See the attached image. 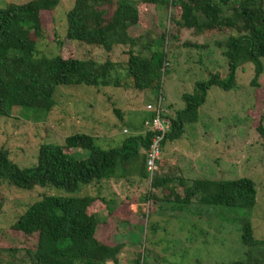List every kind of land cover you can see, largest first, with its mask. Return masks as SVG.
Returning <instances> with one entry per match:
<instances>
[{"label": "trees", "instance_id": "16d2710c", "mask_svg": "<svg viewBox=\"0 0 264 264\" xmlns=\"http://www.w3.org/2000/svg\"><path fill=\"white\" fill-rule=\"evenodd\" d=\"M58 4V0H31L0 8V117L12 118L19 107L49 112L55 106L53 97L58 86H127L122 80L124 76L120 75V65L111 60L98 63L60 53L53 57L38 55L35 39L43 36L41 13L54 12ZM146 5L166 11L177 8L180 15L176 26L197 34H212V37L230 33L223 41L215 42L223 49L226 75L209 74L207 81L195 83L193 94L182 95L184 108L174 117H168L170 131L162 141L163 152L167 142L176 141L184 134L186 124L197 122V111L212 86L224 91L235 87L236 69L252 65L250 86L260 88L258 80L264 71V3L257 0H74L65 17L66 34L63 40L56 41L57 49L60 52L65 43L72 42L85 43L106 54L117 46L127 48L124 75L131 80V88L138 93L154 91L157 100L167 56L144 24ZM134 26H142L145 33L131 36L129 30ZM135 48L140 51L135 53ZM114 112L121 119L120 112ZM150 117L151 114L147 119ZM141 130L142 134L127 136L108 148L96 145L94 137L83 133L65 138L63 145L42 144L36 165L31 169L19 168L9 159L8 151L0 148V184L20 191L37 187L64 193L42 196L16 218L10 229L26 237L36 236V243L33 249H8L9 258L15 260L22 252L20 264H119L123 245H105L95 237L99 222L93 207L102 203L111 214L113 201L80 193L81 187L106 181L147 179L145 153L141 150L149 147L151 134L144 131L143 123ZM256 131L264 137L261 123ZM84 151L85 158L76 157L77 152ZM149 187L151 191L146 200L156 202L157 209L187 211L194 205L199 216L201 211L216 207L248 213L256 204L252 180H193L188 184L175 157L161 158ZM152 191H159L160 196ZM149 224L145 230L154 232L155 224ZM240 224V242L245 251L242 260L231 264H264V240L254 238L249 220L242 219ZM134 264H142L141 255Z\"/></svg>", "mask_w": 264, "mask_h": 264}, {"label": "rangeland", "instance_id": "374dc122", "mask_svg": "<svg viewBox=\"0 0 264 264\" xmlns=\"http://www.w3.org/2000/svg\"><path fill=\"white\" fill-rule=\"evenodd\" d=\"M27 1L31 0H0V8ZM58 2L54 12L41 13L43 36L35 39L38 55L53 57L60 53L98 63L111 60L120 65L119 72L127 86H58L53 97L55 106L49 112L19 107L12 118L0 117V148L8 151L9 159L21 169L36 165L40 145H63L65 138L75 134L94 137L96 145L102 148L117 145L127 136L142 134V123L150 114L146 107L153 105L157 96L154 91L138 93L131 88V80L124 75L128 59L125 47L117 46L106 54L102 49L72 42L65 43L59 52L56 41L64 39L66 13L74 0ZM146 7L144 24L167 56L161 78L162 107L168 111V117H174L184 108L182 95L193 94L195 83L207 81L209 74L226 75L223 49L215 42L223 41L230 33L212 37V34H197L176 26L180 15L177 8L166 11L153 5ZM142 29L134 26L129 34L141 36L145 33ZM135 49V53L140 51ZM235 75L236 85L231 90L216 86L208 90L205 102L197 111V122L186 124L178 140L167 142L161 158H177L188 184L193 180H252L256 188L254 208L247 213L216 207L201 211L200 216L194 205L187 211L157 209L156 202L146 200L151 191L147 179L139 178L81 187L80 194L113 201L111 214L102 203L93 207L99 222L95 237L105 245H123L119 264H134L140 255L142 264H231L242 260L245 251L240 242L242 219L251 223L254 238L264 240V137L256 131L259 123L264 128V71L258 80L259 89L250 86L252 65L236 69ZM114 110L120 112L121 119ZM76 154L82 159L87 156L85 151ZM152 192L160 196L159 191ZM54 194L64 193L37 187L20 191L0 184V264H11V260L12 264H20L23 253L13 260L8 249L35 247L36 236H23L10 226L29 205L44 195ZM149 223L155 224L154 232L145 230Z\"/></svg>", "mask_w": 264, "mask_h": 264}, {"label": "built area", "instance_id": "2783aa9c", "mask_svg": "<svg viewBox=\"0 0 264 264\" xmlns=\"http://www.w3.org/2000/svg\"><path fill=\"white\" fill-rule=\"evenodd\" d=\"M147 111L151 117L143 122L144 131L151 134L149 147L143 151L145 153V171L147 181H150L158 169V162L161 159V144L165 135L170 131V121L168 111L162 107V97L158 96L153 105H147ZM126 133V131H124Z\"/></svg>", "mask_w": 264, "mask_h": 264}]
</instances>
